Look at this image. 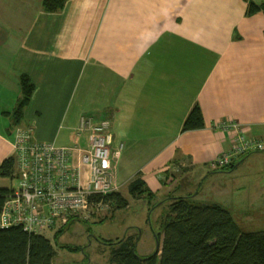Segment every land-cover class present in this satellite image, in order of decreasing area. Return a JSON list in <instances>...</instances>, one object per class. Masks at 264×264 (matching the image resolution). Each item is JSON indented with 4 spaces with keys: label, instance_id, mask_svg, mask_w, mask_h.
Listing matches in <instances>:
<instances>
[{
    "label": "crops",
    "instance_id": "0c3cea01",
    "mask_svg": "<svg viewBox=\"0 0 264 264\" xmlns=\"http://www.w3.org/2000/svg\"><path fill=\"white\" fill-rule=\"evenodd\" d=\"M250 2L264 0H69L53 13L43 0H0V165L16 157V128L23 127L38 141L74 148L86 185L81 118H108L113 150L122 145L116 192L126 196L140 175L160 199L196 198V185L182 188L181 181L192 183L198 173L195 183H205L210 171L224 178L213 166L232 146L221 121L264 139V13L248 16ZM22 75L35 90L15 124ZM196 104L205 126L183 131ZM263 156L250 153L233 169ZM15 185L0 176V188Z\"/></svg>",
    "mask_w": 264,
    "mask_h": 264
},
{
    "label": "trees",
    "instance_id": "16d2710c",
    "mask_svg": "<svg viewBox=\"0 0 264 264\" xmlns=\"http://www.w3.org/2000/svg\"><path fill=\"white\" fill-rule=\"evenodd\" d=\"M68 1L43 0V9L50 13L59 12ZM259 12L264 13V2H250L247 15ZM20 81L22 97L13 111L15 124L23 119L35 90L27 75H22ZM204 126L203 112L196 104L184 121L183 131ZM15 163V158L5 159L0 165V176L12 178ZM227 167L233 169L235 164ZM9 192V188H0V214ZM129 192L135 200L154 197V192L140 175L129 184ZM169 198L173 203L170 204L164 233L157 237L158 253L141 256L137 252V236L129 235L108 243L112 246L113 264H264V231L244 232L228 209L216 204H197L194 195ZM91 200L110 204L115 211L129 206V199L116 191L105 196L94 195ZM74 222L76 220L59 229L55 237L59 238ZM56 255L54 244L44 234L28 232L22 226L0 227V264H54Z\"/></svg>",
    "mask_w": 264,
    "mask_h": 264
},
{
    "label": "built area",
    "instance_id": "2783aa9c",
    "mask_svg": "<svg viewBox=\"0 0 264 264\" xmlns=\"http://www.w3.org/2000/svg\"><path fill=\"white\" fill-rule=\"evenodd\" d=\"M217 127L229 133L232 146L214 160L215 168L264 151V139L249 137L237 121L224 120ZM79 133L88 134V146L81 156V164L90 169L86 185L80 167L73 164L74 148L38 141L30 129L16 128L12 175L16 185L10 188L1 211L0 227L22 226L28 232L43 234L67 227L72 220H89L99 209H110V204L95 203L91 197L115 191L113 177L122 145L113 150L114 133L108 118L96 121L83 116Z\"/></svg>",
    "mask_w": 264,
    "mask_h": 264
},
{
    "label": "rangeland",
    "instance_id": "374dc122",
    "mask_svg": "<svg viewBox=\"0 0 264 264\" xmlns=\"http://www.w3.org/2000/svg\"><path fill=\"white\" fill-rule=\"evenodd\" d=\"M243 157L236 159L235 166ZM243 166L238 170L219 168L224 171V178H214L216 174L210 171L205 183H200V180V184L195 183L198 181L197 173L194 174L196 177H192V183L190 180L188 184L181 181V185L182 188L196 185L194 191L198 195L194 200L197 204H216L228 209L244 232L264 231V158H254ZM217 173L220 175L222 172ZM224 185L232 192L227 191L223 195L215 189ZM238 186H241L240 191L236 189ZM257 193L259 196L254 198L253 195ZM124 194L129 199V206L125 209L112 211L108 215L98 214L97 218L89 221H77L59 238L55 237L53 231H45L44 235L52 241L57 251L54 264H113L112 246L108 243H115L129 235L137 236V252L141 256L156 252L157 237L164 233L170 204L173 203L169 197L172 196L160 199L155 194L152 198L135 200L128 191H124Z\"/></svg>",
    "mask_w": 264,
    "mask_h": 264
},
{
    "label": "water",
    "instance_id": "95a60500",
    "mask_svg": "<svg viewBox=\"0 0 264 264\" xmlns=\"http://www.w3.org/2000/svg\"><path fill=\"white\" fill-rule=\"evenodd\" d=\"M159 248H160V245H159V242L157 241V249H156V252L155 253H158Z\"/></svg>",
    "mask_w": 264,
    "mask_h": 264
}]
</instances>
